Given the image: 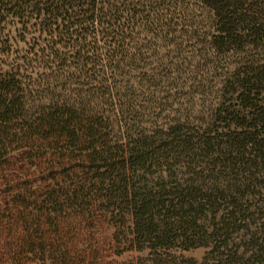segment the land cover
<instances>
[{
	"label": "trees",
	"instance_id": "16d2710c",
	"mask_svg": "<svg viewBox=\"0 0 264 264\" xmlns=\"http://www.w3.org/2000/svg\"><path fill=\"white\" fill-rule=\"evenodd\" d=\"M0 17L41 41L0 68V264H82L74 231L110 218L148 264H264V0H0ZM209 64L208 119L162 118Z\"/></svg>",
	"mask_w": 264,
	"mask_h": 264
},
{
	"label": "rangeland",
	"instance_id": "374dc122",
	"mask_svg": "<svg viewBox=\"0 0 264 264\" xmlns=\"http://www.w3.org/2000/svg\"><path fill=\"white\" fill-rule=\"evenodd\" d=\"M200 18L201 17L198 15L197 20H205V17ZM2 19L3 18L0 17V20ZM38 24V21L35 22L34 20H26L18 23L10 19L0 24V68L8 66L10 68L15 67L18 64V61L15 60L16 57L26 55V53L30 52L29 50L41 44V41L38 40V32H36L39 30ZM199 42H202V39ZM199 47L204 48L201 44ZM205 49V54L207 55V61L209 63V61L212 60L210 48L205 47ZM204 58L203 52L195 54L190 59L193 65L192 67L194 68L196 63L200 64L202 67L205 63ZM209 65V67H206L204 71L202 70V72L199 73L200 76L203 75V77L206 78V83L208 81L205 88L199 87L196 89L197 85H195V89L190 92L191 95L182 98L184 101L188 102L182 103L183 106L177 104L171 109L169 108L167 111H163L161 114L162 118L167 116L170 120H176L178 118L185 119V117H193L198 120L208 119L212 105L218 102L219 91L215 81L216 76H218L221 71L218 70L214 72L211 70V64ZM221 65L222 64H219L218 67H221ZM193 68L191 70H193ZM189 71H187V73H189ZM212 74L214 76H211ZM172 83L173 87H170L169 91L174 87L180 88L183 82L180 80L176 82L172 81ZM158 89L160 90L159 87ZM135 90L136 92L134 93L138 95L140 90L138 88ZM160 91L163 92L167 90L162 89ZM186 91L187 90H184V93ZM194 91L195 94L193 93ZM151 93L155 96L160 95L157 88L155 90L150 89L148 91L149 97L145 98L151 100ZM158 103L157 101L156 104ZM142 107L143 109L140 110V113L143 115L144 122L154 121L152 114L157 115L160 113L159 111H161L157 106L152 104H146ZM157 121L161 123L160 120ZM97 222L98 220L94 222L86 221L80 225L74 231L75 239L70 242L73 252L82 256V264H148L147 260H149V257L147 254L143 256L137 252L129 251V246L127 243L125 244L124 240L121 241L120 245L117 241H112L115 240V236L117 235L115 220L110 218L108 225H105L102 220H99V223ZM204 254L205 251L203 249L179 253L176 256L181 259H179L176 264H190L188 262L190 259L199 264ZM73 264H81L77 256Z\"/></svg>",
	"mask_w": 264,
	"mask_h": 264
}]
</instances>
